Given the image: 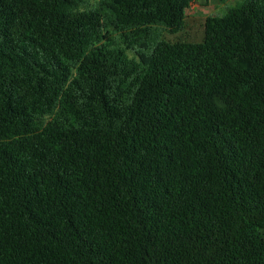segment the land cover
Returning <instances> with one entry per match:
<instances>
[{
    "label": "trees",
    "instance_id": "obj_1",
    "mask_svg": "<svg viewBox=\"0 0 264 264\" xmlns=\"http://www.w3.org/2000/svg\"><path fill=\"white\" fill-rule=\"evenodd\" d=\"M193 2L0 0V264H264V0Z\"/></svg>",
    "mask_w": 264,
    "mask_h": 264
},
{
    "label": "rangeland",
    "instance_id": "obj_2",
    "mask_svg": "<svg viewBox=\"0 0 264 264\" xmlns=\"http://www.w3.org/2000/svg\"><path fill=\"white\" fill-rule=\"evenodd\" d=\"M95 1V0H92ZM240 0H194L186 12V24L183 30L173 33L160 28L163 42L176 40L198 41L205 34V20L209 16H218L227 12L229 6L237 4Z\"/></svg>",
    "mask_w": 264,
    "mask_h": 264
}]
</instances>
